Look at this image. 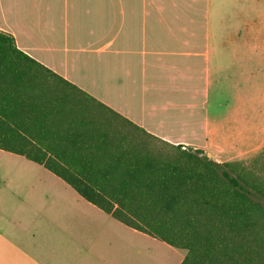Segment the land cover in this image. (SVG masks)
I'll return each mask as SVG.
<instances>
[{
    "label": "crops",
    "instance_id": "obj_1",
    "mask_svg": "<svg viewBox=\"0 0 264 264\" xmlns=\"http://www.w3.org/2000/svg\"><path fill=\"white\" fill-rule=\"evenodd\" d=\"M0 31L168 143L218 163L264 155L263 0H0ZM6 156L33 166L27 186H0V264H71L60 255L89 264L80 257L90 250L50 249V189L68 203L89 202L44 166ZM10 189L14 200L2 199ZM126 227L162 250V241ZM169 255L176 264L178 252Z\"/></svg>",
    "mask_w": 264,
    "mask_h": 264
},
{
    "label": "trees",
    "instance_id": "obj_2",
    "mask_svg": "<svg viewBox=\"0 0 264 264\" xmlns=\"http://www.w3.org/2000/svg\"><path fill=\"white\" fill-rule=\"evenodd\" d=\"M0 150L44 166L124 225L186 251L181 264H264L256 178L148 133L3 31Z\"/></svg>",
    "mask_w": 264,
    "mask_h": 264
},
{
    "label": "rangeland",
    "instance_id": "obj_3",
    "mask_svg": "<svg viewBox=\"0 0 264 264\" xmlns=\"http://www.w3.org/2000/svg\"><path fill=\"white\" fill-rule=\"evenodd\" d=\"M6 155L13 154L0 151V186L5 184L4 180L8 184L15 183L18 188L27 186L32 178L30 176L32 163L28 162L26 165H21L14 158ZM234 163L238 165V169L247 171L248 177L256 178L260 189L264 190L263 154L245 162ZM12 191L14 189H10L7 195L5 194L6 197L3 194L2 199L6 201L14 200L11 198L15 195ZM30 194L34 195L33 193ZM254 200L264 206L263 194L255 193ZM66 201L62 200L58 191L50 189V249L82 248L90 250L88 257H80L81 259L86 258V262L89 264H137L140 260H142L140 264H170L176 261L173 256L169 255L171 250L178 252L179 257L176 264H180L186 254V251L172 248L160 241L162 250L159 254L152 252L150 247L146 246V243L134 240L128 236V234H132L131 229L104 214L91 204L80 201L79 205H76V203L71 204ZM124 233L127 234L124 236ZM60 254L62 253L60 252ZM58 258L60 263H63L65 259L70 260L72 264L74 257H63L60 255ZM55 259L57 260V257Z\"/></svg>",
    "mask_w": 264,
    "mask_h": 264
}]
</instances>
